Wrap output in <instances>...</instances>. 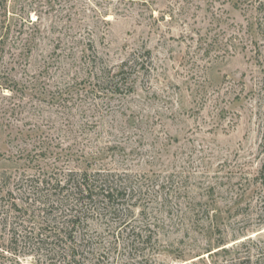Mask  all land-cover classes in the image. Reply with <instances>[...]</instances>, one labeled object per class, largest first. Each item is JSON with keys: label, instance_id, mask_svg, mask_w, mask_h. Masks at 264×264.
Masks as SVG:
<instances>
[{"label": "rangeland", "instance_id": "1", "mask_svg": "<svg viewBox=\"0 0 264 264\" xmlns=\"http://www.w3.org/2000/svg\"><path fill=\"white\" fill-rule=\"evenodd\" d=\"M140 53L134 92L92 90ZM263 137L264 0H0V264H71L23 236L46 162L167 181L158 246L117 264H264Z\"/></svg>", "mask_w": 264, "mask_h": 264}, {"label": "trees", "instance_id": "2", "mask_svg": "<svg viewBox=\"0 0 264 264\" xmlns=\"http://www.w3.org/2000/svg\"><path fill=\"white\" fill-rule=\"evenodd\" d=\"M145 68L150 66L140 53L134 61H124L118 71L93 67L88 84L97 92L129 94L135 91L132 74ZM49 152L41 147L39 155ZM46 164L39 163L33 174L20 177L21 185L30 186L28 194L44 206L39 207L38 219L33 216L31 221L30 215L21 220L25 239L55 248L71 264H117L119 255L153 251L158 246L156 235L165 224L171 199L161 175ZM259 177L264 185V158ZM4 216L0 224L7 226L9 216Z\"/></svg>", "mask_w": 264, "mask_h": 264}]
</instances>
